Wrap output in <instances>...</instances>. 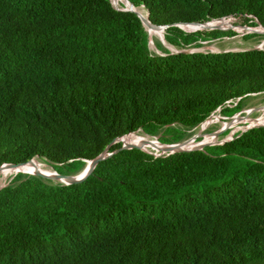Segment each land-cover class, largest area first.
Returning <instances> with one entry per match:
<instances>
[{"label": "trees", "instance_id": "1", "mask_svg": "<svg viewBox=\"0 0 264 264\" xmlns=\"http://www.w3.org/2000/svg\"><path fill=\"white\" fill-rule=\"evenodd\" d=\"M130 1L182 50L239 32L175 23L264 25V0ZM149 42L112 0H0V166L75 174L116 138L182 141L264 93V49ZM239 133L161 156L117 143L77 184L19 172L0 189V264H264V125Z\"/></svg>", "mask_w": 264, "mask_h": 264}, {"label": "water", "instance_id": "2", "mask_svg": "<svg viewBox=\"0 0 264 264\" xmlns=\"http://www.w3.org/2000/svg\"><path fill=\"white\" fill-rule=\"evenodd\" d=\"M127 3L125 4V6L123 8H117L119 10H129V11H132V12H135L139 17L140 19L142 20L143 22V25L146 27V23H149L150 25H152L153 27L155 28H158L162 31V41L163 43L168 47V44H167V41L165 39V35H164V29L166 27H168V25H157V24H154L152 23V21L150 20L149 18V12H148V19H144V17L136 11L135 9V5L134 3H132L130 0H125ZM113 2V1H112ZM114 4V3H113ZM115 6V5H114ZM144 7V6H143ZM232 18L230 19H224V20H211V21H208L207 23L205 24H196V23H175L173 25L175 26H179V27H182V28H186V27H190V26H193L199 30H206V29H212V28H215L217 26H222V25H226L228 27H231L233 28L234 30L238 31V32H243L244 34H248V33H264V25H260L258 27H248V28H241L240 29H237V27L233 26V22H232ZM149 38H150V35H149ZM151 43H153V41L151 40L150 38V42H149V47L151 48ZM168 49L171 50L170 47H168ZM196 49H199V48H196ZM250 49H264L260 46H256L254 48H250ZM199 51H202V50H192V49H183V50H180V51H177V52H173L171 50L172 53H178V52H185V53H190V52H199ZM158 52V51H157ZM202 52H206V51H202ZM160 53V52H159ZM252 95H257V93H254ZM240 99V98H239ZM255 110H258V108H253ZM220 111L221 108H218L216 111ZM215 111V112H216ZM213 112L209 118L203 122L200 126L204 125L206 122H208L214 115ZM242 113H245L243 116L241 115ZM247 113V114H246ZM237 117L240 115V119L236 118L230 122H227V125L225 127H223L222 129L218 130L217 131V136L219 137V135L224 132L226 129H228L232 124H236V121L239 120V122H247L249 123V121L251 120H257L260 118V116L258 117H251L250 115H248V112L247 111H244V110H241L239 112H237L235 114ZM242 116V117H241ZM246 120V121H244ZM264 125V121L259 123V124H252V125H245L247 126L245 129H242L240 130L239 132V135H241L243 132L247 131V130H250L252 128H255V127H259V126H262ZM203 130L204 128L202 127L201 131H202V134L199 136L201 137L200 139L198 138V135H194L188 139H184L182 141H178V142H173V143H163L160 141V136H152V135H148L150 137H156L158 138L157 141H150L149 144L150 146L156 148L159 152L158 153H155V152H152V151H148L146 149H144L143 146L141 145H138V144H130V143H127L123 140L124 137L132 134V133H139L140 131H142V129H139L137 130L136 132H132V133H129L125 136H122V137H119V138H116L115 140H113L103 151L102 153H100L97 157H95L94 159H91V160H85L87 162V165L78 173H75V174H62V173H59L57 170H56V173L55 175L53 174H50V173H47V172H44L40 169H37V170H34V171H20L22 173H28V174H32V175H35V176H40V177H43L45 179H49V180H52L56 183H62V184H65V185H70V184H77V183H82L83 181H85L93 172L94 170L96 169V167L98 166V164L108 155L110 154V150L111 148L117 144V143H122V147L125 148V149H134V148H138V149H141L147 153H150V154H154L156 156H161V155H165V154H174V153H177V152H185V151H192V150H203L205 149V147L207 146H212V145H219V144H224L226 143L227 141H230L232 139L235 138V134L232 135V136H227L226 138H223V139H220V140H217L215 142H205L204 145L200 146V147H188V145H190L191 143L193 144H197V143H201V142H204L205 140V136L206 135H211L213 133H210V134H203ZM143 132V131H142ZM231 133V132H230ZM229 133V134H230ZM228 134V135H229ZM166 148V149H164ZM35 158H38V157H35ZM31 159L27 162H23V163H4L0 166V175L2 173V171L4 170V168L6 167H11V168H15V167H20V166H26V165H31L33 160L35 159ZM48 165L52 166L50 163H47ZM53 167V166H52ZM14 177H12L10 179V181L0 187L3 188L5 186H7L13 179Z\"/></svg>", "mask_w": 264, "mask_h": 264}, {"label": "rangeland", "instance_id": "3", "mask_svg": "<svg viewBox=\"0 0 264 264\" xmlns=\"http://www.w3.org/2000/svg\"><path fill=\"white\" fill-rule=\"evenodd\" d=\"M114 5H115V7L120 8V9L124 7L123 3H120V5H116L114 3ZM237 20L238 19L235 18V19L232 20V22L237 21ZM237 29H241V28L237 27ZM160 35H161V33L158 30H156V33L154 34V39L152 40L153 43H151V49L156 51V52L158 50H157V48L155 46L154 41L156 39H159V40L162 39V37ZM244 35L245 34L243 32H239V34H237V35H235L233 37H226V38H223V39H217V40H214L212 42H204V46L203 47H201L199 49H192V50H202V51H206V52H222V51H242V50H247V49H250V48H254L256 46H260V47L264 48L263 44H261V42L264 40V37H256V38H252V39H245ZM168 47H170L173 52H177V51L182 50V49H180L178 47H175L173 45H170V44H168ZM158 52H160V51H158ZM262 106H264V93L257 94V95H252L250 98H248L246 100L245 107L243 108V110L244 111H249V110H252L253 108H258V107H262ZM221 110L220 111L219 110L216 111L214 113V115H213V117L218 118L217 121L212 123L207 129L203 130V134L213 133L211 135H206L205 138H207V139L212 138L214 136V134L216 133V131H218V130H220V129H222L224 127L222 125L223 123H225L227 125V122H230V121H232V120H234L236 118L240 119L239 118L240 115L238 117L236 115L225 116V115L222 114ZM244 114L245 113H242L241 115L243 116ZM261 114H262V112L258 111V112H252L251 114H248V115H250L251 117H258ZM244 121H246V120H244ZM253 121H255V120H253ZM245 124H247V122L242 123V122H239V120H237L236 124H232V126H230L225 131H229V133H230V132H232L233 129H235V128L238 129L241 126H245ZM200 127L201 126H198L197 128L189 131V133H191V135H187L186 139L196 135L198 133ZM224 132H222L219 135V140L223 139V138H226L228 136L229 133L224 134ZM139 133L144 134L142 131H140ZM236 133H238V131ZM163 134H164V131H161V133L159 135H157V136H161ZM198 138L200 139L201 137H198ZM153 152L158 153V151H156V150H153ZM7 175H5V176H7ZM4 182H6V180H2L1 183H4Z\"/></svg>", "mask_w": 264, "mask_h": 264}, {"label": "bare ground", "instance_id": "4", "mask_svg": "<svg viewBox=\"0 0 264 264\" xmlns=\"http://www.w3.org/2000/svg\"><path fill=\"white\" fill-rule=\"evenodd\" d=\"M112 1L116 5H120V3H121V0H112ZM135 9H136L137 12H139L144 17V19H146V20L148 19V12L145 9V7H143V6L135 7ZM146 29H147V31H148V33L150 35L151 40L154 39V34L156 33V30H159L161 32L160 36L162 37V31L160 29H158V28L153 27L149 23H146ZM261 44H263V47H264V40L261 42ZM258 111L262 112V114L260 115V118L255 120V121L251 120V121H249V123H247L245 125L259 124V123L264 121V106L258 107V110L252 109V110H249L247 112H248V114H251L252 112H258ZM217 119L218 118L212 117L208 122H206L204 125H202L200 127L198 133H197L198 137L202 134V131H201L202 127L204 128V130L207 129L212 123L217 121ZM222 125L224 127L226 126L225 123H223ZM246 127L247 126H241L238 129L235 128V129L232 130V132L228 136H232L237 131L239 132L240 130L245 129ZM123 140L125 142H127V143H130V144L141 145V146L144 147V149H146L148 151H152V152H153V150L158 151L156 148L150 146V144H149L150 141H157L158 138H156V137H150V136H148L146 134H142V133H132V134L124 137ZM217 140H219V137L217 136V131H216V133L214 134V136L212 138H209V139L205 138L204 142L197 143V144L196 143L195 144L191 143L190 145H188V147H200V146L204 145L205 142H215ZM164 149H166V148H164ZM30 166H34V167L39 168L40 170H42L44 172H47V173H50V174H53V175H55V173H56V170L52 166L48 165L46 162H44L43 160H41L39 158H35L31 165L20 166V167H15V168H11V167L4 168V170L2 171V173L0 175V187L6 185L10 181V179L12 177H14L16 174H18L20 171H34V170H37V169H29L28 167H30ZM5 175H7V176H5ZM2 180H6V182L1 183Z\"/></svg>", "mask_w": 264, "mask_h": 264}, {"label": "built area", "instance_id": "5", "mask_svg": "<svg viewBox=\"0 0 264 264\" xmlns=\"http://www.w3.org/2000/svg\"><path fill=\"white\" fill-rule=\"evenodd\" d=\"M221 108V107H220Z\"/></svg>", "mask_w": 264, "mask_h": 264}]
</instances>
